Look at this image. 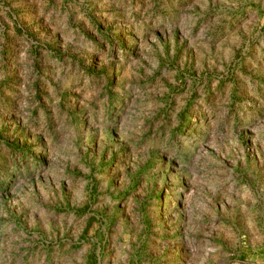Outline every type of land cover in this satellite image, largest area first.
Listing matches in <instances>:
<instances>
[{
  "label": "rangeland",
  "instance_id": "374dc122",
  "mask_svg": "<svg viewBox=\"0 0 264 264\" xmlns=\"http://www.w3.org/2000/svg\"><path fill=\"white\" fill-rule=\"evenodd\" d=\"M0 264H264V0H0Z\"/></svg>",
  "mask_w": 264,
  "mask_h": 264
}]
</instances>
